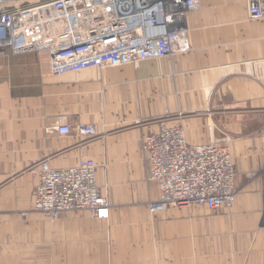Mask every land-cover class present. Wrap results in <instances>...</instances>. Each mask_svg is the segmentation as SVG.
<instances>
[{
    "label": "crops",
    "instance_id": "1",
    "mask_svg": "<svg viewBox=\"0 0 264 264\" xmlns=\"http://www.w3.org/2000/svg\"><path fill=\"white\" fill-rule=\"evenodd\" d=\"M186 26L185 53L57 76L47 52L0 48V264H264V20L246 0H199ZM59 118L98 135L47 131ZM162 125L229 148L232 206L147 210L158 189L142 138ZM84 157L109 217L34 211L38 163Z\"/></svg>",
    "mask_w": 264,
    "mask_h": 264
},
{
    "label": "built area",
    "instance_id": "2",
    "mask_svg": "<svg viewBox=\"0 0 264 264\" xmlns=\"http://www.w3.org/2000/svg\"><path fill=\"white\" fill-rule=\"evenodd\" d=\"M247 15L264 20V0H246ZM199 0H0V48L15 54L44 51L52 75L87 68L121 66L187 52V16ZM47 131L94 138V125L69 126L59 118ZM147 179L158 196L146 203L151 214L205 206L216 210L235 201V170L227 146L189 144L181 125H162L142 138ZM32 208L56 218L87 211L109 217L110 202L97 184V164L84 157L74 166L53 168L46 159Z\"/></svg>",
    "mask_w": 264,
    "mask_h": 264
}]
</instances>
